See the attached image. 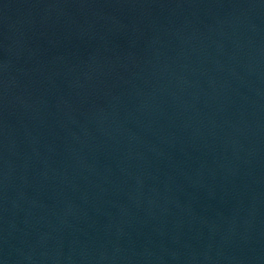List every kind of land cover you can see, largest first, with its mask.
<instances>
[{
    "label": "water",
    "instance_id": "water-1",
    "mask_svg": "<svg viewBox=\"0 0 264 264\" xmlns=\"http://www.w3.org/2000/svg\"><path fill=\"white\" fill-rule=\"evenodd\" d=\"M0 264H264V0H0Z\"/></svg>",
    "mask_w": 264,
    "mask_h": 264
}]
</instances>
